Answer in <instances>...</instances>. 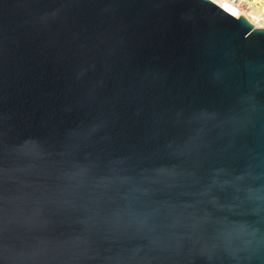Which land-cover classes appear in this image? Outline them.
Instances as JSON below:
<instances>
[{
    "label": "water",
    "instance_id": "water-1",
    "mask_svg": "<svg viewBox=\"0 0 264 264\" xmlns=\"http://www.w3.org/2000/svg\"><path fill=\"white\" fill-rule=\"evenodd\" d=\"M0 264H264V26L0 0Z\"/></svg>",
    "mask_w": 264,
    "mask_h": 264
},
{
    "label": "bare ground",
    "instance_id": "bare-ground-1",
    "mask_svg": "<svg viewBox=\"0 0 264 264\" xmlns=\"http://www.w3.org/2000/svg\"><path fill=\"white\" fill-rule=\"evenodd\" d=\"M235 16H246L255 26H264V0H213Z\"/></svg>",
    "mask_w": 264,
    "mask_h": 264
}]
</instances>
